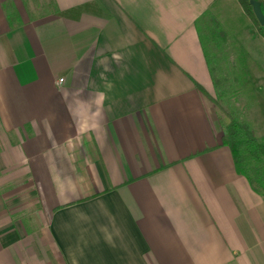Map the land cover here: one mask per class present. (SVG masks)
Instances as JSON below:
<instances>
[{
    "label": "crops",
    "instance_id": "0c3cea01",
    "mask_svg": "<svg viewBox=\"0 0 264 264\" xmlns=\"http://www.w3.org/2000/svg\"><path fill=\"white\" fill-rule=\"evenodd\" d=\"M36 2L0 0V264H264L202 35L234 0Z\"/></svg>",
    "mask_w": 264,
    "mask_h": 264
},
{
    "label": "rangeland",
    "instance_id": "374dc122",
    "mask_svg": "<svg viewBox=\"0 0 264 264\" xmlns=\"http://www.w3.org/2000/svg\"><path fill=\"white\" fill-rule=\"evenodd\" d=\"M28 2L31 12L37 2ZM7 8L11 18H20L14 3ZM226 14L229 30L215 24L212 38L202 31L215 81L218 109L227 105L252 124L260 121L264 127V25L260 27L237 0L227 7ZM223 31L226 34L223 35ZM220 112L218 115L226 121Z\"/></svg>",
    "mask_w": 264,
    "mask_h": 264
},
{
    "label": "trees",
    "instance_id": "16d2710c",
    "mask_svg": "<svg viewBox=\"0 0 264 264\" xmlns=\"http://www.w3.org/2000/svg\"><path fill=\"white\" fill-rule=\"evenodd\" d=\"M238 1L252 18L260 24L253 11L250 0ZM261 1L264 3V0ZM212 24L213 28L210 30V38L215 36V32L213 31L215 30L214 25H220L216 19ZM224 34L226 33L224 32L223 35ZM217 36L220 37V34H217ZM218 105L217 103V106ZM220 109L221 113L226 118L223 140L224 143L228 144L232 149L238 171L248 178L255 191L264 195V138L259 137L254 128L246 120L242 119L233 108L224 105L221 106Z\"/></svg>",
    "mask_w": 264,
    "mask_h": 264
},
{
    "label": "water",
    "instance_id": "95a60500",
    "mask_svg": "<svg viewBox=\"0 0 264 264\" xmlns=\"http://www.w3.org/2000/svg\"><path fill=\"white\" fill-rule=\"evenodd\" d=\"M253 11L261 25H264V10L261 0H250Z\"/></svg>",
    "mask_w": 264,
    "mask_h": 264
},
{
    "label": "built area",
    "instance_id": "2783aa9c",
    "mask_svg": "<svg viewBox=\"0 0 264 264\" xmlns=\"http://www.w3.org/2000/svg\"><path fill=\"white\" fill-rule=\"evenodd\" d=\"M64 80V78L62 77V78H60V81H63Z\"/></svg>",
    "mask_w": 264,
    "mask_h": 264
}]
</instances>
